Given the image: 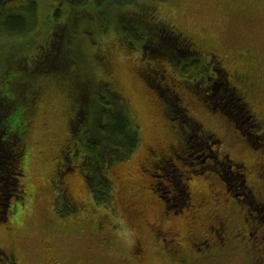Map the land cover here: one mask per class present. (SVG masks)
<instances>
[{"label": "rangeland", "instance_id": "374dc122", "mask_svg": "<svg viewBox=\"0 0 264 264\" xmlns=\"http://www.w3.org/2000/svg\"><path fill=\"white\" fill-rule=\"evenodd\" d=\"M38 1L42 18L50 13L52 2L53 6L61 9H66L68 5L65 0ZM118 1L121 0H113L107 7L105 6L107 10L104 9L98 15H94L89 21L87 19L83 21L81 27L84 31L83 44L81 47L77 46V59L66 69L80 70L81 74H87L86 77H89L94 84L102 76L113 83L114 88L127 102L130 114L139 127L140 145L124 160L112 165L107 171L98 173L100 177L106 178L112 187L111 200L107 206L101 205L96 199L97 192L94 193L91 187L88 173L85 171L65 173L64 185L69 192V203L74 211L62 215L59 209L63 208L58 204L57 191L50 182L54 169V155L66 135L61 117L63 104L56 100L48 116L38 119L37 128L33 133L32 160L26 173L29 191L27 199L22 205L12 202L8 221L0 224V243L12 254V264H174L173 261L175 262V259L172 260L166 250H162L158 245L161 236L154 237L149 230V224L164 229L167 228L168 223L162 221L160 217L161 207L156 197L146 188L145 190L140 188L150 179L145 172L140 173V167L144 158L150 157L148 150L150 147L161 149L162 153H169L170 147L180 138V133L176 123L169 120L168 109L162 98L136 73L141 66V50L136 48L137 50L130 51L129 47L132 45L127 39L125 44L120 40V34H124L123 30L127 29V22L120 19L122 15L131 14L144 19L149 15L154 19H166L183 33L201 39L203 43L205 41L204 48H214L222 57L227 71L230 73L240 71L250 79L251 83L257 84L259 97L254 99L253 108L256 113L264 114V0H125L121 5ZM105 14H109V28L108 32L103 34L101 21ZM42 27L40 36L29 34L23 44H20V53L35 55L40 51L48 33L44 24L41 25ZM133 34V31L128 30L127 35L133 36ZM11 40L14 39H4L0 56L4 57L8 51L16 50L19 42H11ZM136 43H138L137 39ZM144 43L145 41L142 45ZM98 54H104L103 60L108 62L107 69L97 59V56L100 57ZM249 57L255 59L254 65L246 61L250 59ZM202 60L207 62L208 57L204 56ZM170 74L172 75V72ZM176 76L181 77L178 72ZM164 84H160V87H164ZM185 86L180 84L176 88L183 93V102L189 106L192 116L202 122L210 133L222 138L225 144H234L233 125L229 124L221 113H213L205 109L202 101L196 98V94L187 90ZM212 86L215 104H220L227 110L235 107L236 102L233 99L235 92L227 84L224 74L220 73L218 77H214ZM159 94L163 98H168L170 95L164 89L159 90ZM172 112L175 114L177 111L172 109L171 114ZM235 114L237 125L245 131H250L242 110L237 108ZM191 134L192 136L188 137L189 152L180 155L187 158L196 168L202 164L200 162L207 155L209 145L207 142H202L195 132ZM240 152L241 149L236 147L233 155L238 156ZM207 158H205L206 162L211 163L209 157ZM154 160L160 166L155 173L168 174L169 177H158L153 182L158 183L160 187L170 185L172 180L170 177H175L176 171L169 163L159 162L157 157L153 158ZM184 169L188 168L184 167ZM222 174L233 183L227 170ZM195 178L193 180L199 179L198 181L205 185L203 176ZM176 193L175 191L162 195L169 196ZM168 203L171 205L176 201L170 198ZM57 207L59 213L56 211ZM126 210L130 213L141 210L144 216L128 220ZM105 215H108L110 222L109 230L111 231L112 227L116 234L114 240L107 246L102 245V236L105 235L90 229V222L94 223L98 218L103 219ZM172 224L175 226L173 229L183 233L185 225L182 216L173 219ZM136 243L137 246L140 243L137 253L134 251ZM140 256L142 263L138 261ZM247 263L246 256L238 251L234 256L219 257V263L204 262L203 264Z\"/></svg>", "mask_w": 264, "mask_h": 264}, {"label": "trees", "instance_id": "16d2710c", "mask_svg": "<svg viewBox=\"0 0 264 264\" xmlns=\"http://www.w3.org/2000/svg\"><path fill=\"white\" fill-rule=\"evenodd\" d=\"M112 1H66V9L53 6L52 2L50 13L42 18L38 0H0V53L5 38L14 39L11 42H19L15 51L13 49L6 56H0V224L8 221L12 202L22 205L27 199L29 191L26 173L32 160L33 133L38 119L48 116L56 100L63 104L61 117L66 135L54 155L50 182L57 191L58 204L63 208L59 209L62 215L74 211L64 185L65 173H88L86 176L91 187L94 193L97 192L96 199L101 205L107 206L111 200L112 187L98 173H103L124 160L140 145L139 127L130 114L127 102L113 83L102 76L94 84L80 70L66 69L77 59V46L81 47L83 44V21H89L94 15L101 13ZM122 1L125 0L118 3L124 4ZM122 16L120 19L127 22V29L123 30L124 34H120V40L124 43L126 39L128 42L130 39L136 42L137 39L138 43L145 41L143 45H146V49H142L145 51L140 55L141 66L136 73L162 98L168 109L169 120L175 122L183 132L182 134L178 130L188 152V137L193 132L209 145L207 155L202 160L207 157L211 160L216 155L222 138L210 133L202 122L192 116L189 106L182 101L183 93L177 90L180 84L194 92L205 109L224 114L229 123L237 124L235 111L239 108L247 118V127L252 131L253 123L248 120L249 113L245 108L244 98L232 92L236 105L230 110L215 104L213 78L222 73L227 84L231 85L227 79V70L212 52L214 48H204L205 41L203 43V40L183 33L169 20L154 19L149 15L145 19L131 14ZM108 22L109 14H105L101 21L102 29L100 28L103 34L108 32ZM43 24L48 33L40 51L35 55L20 53V44H23L29 34L40 36ZM128 30L134 32V37L127 35ZM98 55L100 57L97 56V59L107 69L108 62L103 60L104 55ZM204 56L208 57L207 62L202 60ZM177 72L181 77L176 76ZM163 83L164 87L161 88L160 84ZM162 89L170 94L168 98L159 94ZM169 107L177 112L171 114ZM45 125L46 123L44 127ZM243 131L251 138L250 145L256 146L257 139L249 135L250 131ZM153 149L161 151L156 147ZM260 150L261 147L256 153ZM186 162L184 167L190 171L192 180L197 176L205 178L211 173L207 167L209 161L196 168L188 159ZM170 178L177 182L180 180L178 172L175 177ZM59 210L57 207L58 213ZM104 217L108 218V215ZM12 263V254L0 243V264Z\"/></svg>", "mask_w": 264, "mask_h": 264}, {"label": "flooded vegetation", "instance_id": "af4514ba", "mask_svg": "<svg viewBox=\"0 0 264 264\" xmlns=\"http://www.w3.org/2000/svg\"><path fill=\"white\" fill-rule=\"evenodd\" d=\"M66 1L69 3L74 0ZM129 44L132 45L129 47L130 51L139 48L142 54L145 51L142 49H146V45L136 43L133 39H130ZM212 52L217 55L218 61L224 67L222 57L215 49ZM249 58L245 60L254 65L255 59ZM227 76L235 94L245 100L244 105L249 113L248 120L253 123V132H249L251 133L249 135L255 137L258 144L254 147L250 145L251 138L248 134L231 121L229 124L234 127L232 141L234 144H225L221 140L216 155L207 166L211 173L203 179L205 185L201 181L191 180L190 171L184 169L187 158L180 154L187 153L188 147L185 146V141H181V134L170 147L169 153H162L150 147L148 149L150 157H145L144 162H141L140 173L145 172L150 179L140 188L142 190L146 188L156 197L161 207L160 217L162 221L168 223L164 229L149 224V230L154 237L161 236L158 245L162 250H166L172 260L175 259L174 264L219 263V257L234 256L238 251L246 256L247 264H264V114L256 113L253 108L254 99L259 97L257 84L251 83L240 71L234 73L227 71ZM236 147L241 149L238 156L233 155ZM260 147L261 150L257 154L256 150ZM155 157L159 162L169 163L178 172L180 180L178 182L171 180L170 185L163 187L153 182L158 177H169L168 174L155 173L160 169L158 162L153 161ZM201 163L205 164L206 159ZM225 170L230 173L229 178L233 183L222 174ZM175 191L177 192L175 195H162ZM170 198L176 203L170 205L168 203ZM142 216L144 215L141 210H135L133 213L126 210L128 220ZM180 216L183 217L185 225L183 233L173 229L175 226L172 224V220ZM108 220L103 217L94 223L90 222L91 230L100 231L105 235L102 236L103 246H107L116 236L112 227L111 231L109 230ZM137 247H140V243L139 246L135 244V252ZM138 261L143 262L141 256Z\"/></svg>", "mask_w": 264, "mask_h": 264}]
</instances>
